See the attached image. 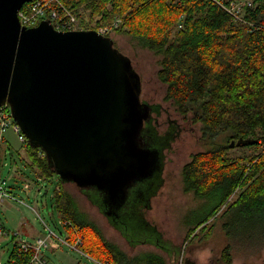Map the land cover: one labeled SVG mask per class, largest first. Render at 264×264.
Returning a JSON list of instances; mask_svg holds the SVG:
<instances>
[{
  "label": "trees",
  "instance_id": "obj_1",
  "mask_svg": "<svg viewBox=\"0 0 264 264\" xmlns=\"http://www.w3.org/2000/svg\"><path fill=\"white\" fill-rule=\"evenodd\" d=\"M60 2L77 18L80 29L98 30L118 20L112 31L115 35L136 40L156 56L157 79L166 87L165 100L175 106L180 116L199 125L204 144L181 169L183 191L202 203L216 192L223 193V203L235 193L231 209L264 214V0H250L251 6L244 8L243 22L235 21L224 9L233 0ZM21 150L25 158H20L37 184L56 178L53 204L66 239L74 241L79 233L81 244L77 243V247L83 254L108 264H166L157 255L151 257L153 261L129 258L108 242L80 213L75 199L64 190V183L46 158L39 156L40 150L28 143L21 145ZM3 153L4 150L0 152L1 167L7 156V152ZM152 182L153 192L147 185L141 186L148 198L161 186L158 178ZM88 194L87 199L101 208V195L95 190ZM146 204L149 206V202ZM216 211L193 223L186 241L204 229ZM110 222L118 228L117 223ZM120 229L125 237L127 229ZM32 256L33 250L24 251L14 243L6 264H30ZM231 259L225 248L224 263L230 264Z\"/></svg>",
  "mask_w": 264,
  "mask_h": 264
},
{
  "label": "water",
  "instance_id": "obj_2",
  "mask_svg": "<svg viewBox=\"0 0 264 264\" xmlns=\"http://www.w3.org/2000/svg\"><path fill=\"white\" fill-rule=\"evenodd\" d=\"M31 1L0 0V107L63 183L95 190L106 215H118L136 183L162 173L161 152L140 139L150 117L141 79L95 30L21 27L18 12Z\"/></svg>",
  "mask_w": 264,
  "mask_h": 264
},
{
  "label": "rangeland",
  "instance_id": "obj_3",
  "mask_svg": "<svg viewBox=\"0 0 264 264\" xmlns=\"http://www.w3.org/2000/svg\"><path fill=\"white\" fill-rule=\"evenodd\" d=\"M109 36L114 47L130 59L139 75L142 102L158 106V113L152 114L159 123L155 125L157 137L173 134L162 148L163 185L150 198L144 218H141L139 207L131 211L124 222L126 238L74 184L64 183V190L75 199L86 221L94 224L108 242L116 245L129 258L153 261L151 257L157 255L168 264H225L223 254L228 248L232 257L230 264H264L263 212L231 209L237 198L235 193L223 203L220 201L223 193L216 192L202 203L193 194L183 191L181 169L190 161L191 155L201 151L204 145L200 140L199 125L188 117L179 116L175 106L165 100L166 87L157 79V58L152 52L129 37L113 32ZM5 137L1 152L4 150L3 156L7 152V156L0 175L21 203L6 201L0 207V229L4 232L0 237V264H6L14 243H20L17 241L34 244L37 238H47L50 231L54 236L40 254L46 264H95L96 260L83 256L85 254L77 247V243L78 246L81 244L79 233L74 236V241L66 239L52 201L56 178L37 184L35 176L21 159L25 158V152L21 150L12 129L6 132ZM213 210L217 211L206 227L197 230L196 235L186 241L191 225L212 215ZM141 230L143 233H140Z\"/></svg>",
  "mask_w": 264,
  "mask_h": 264
},
{
  "label": "built area",
  "instance_id": "obj_4",
  "mask_svg": "<svg viewBox=\"0 0 264 264\" xmlns=\"http://www.w3.org/2000/svg\"><path fill=\"white\" fill-rule=\"evenodd\" d=\"M251 2H243L241 0H233L224 8L235 21L243 22V12L245 7H250ZM18 19L20 26L26 29L34 28L43 20H48L54 30L58 32H71L77 30H83L79 27V22L77 18L72 14V12L60 2V0H32L30 3H27L26 7L18 12ZM119 21H114L109 27H102L98 30H95L98 34L107 37L110 32L113 31V28L117 27ZM12 129L15 134L17 141L21 145L27 143V138L20 131L18 125L14 122L9 106L7 104L0 107V152L2 145L6 142L5 134L6 132ZM39 156H44L42 151H39ZM0 165V172H1ZM25 187H28V184H25ZM16 202L20 201L18 198L13 195L9 189L6 181L0 175V207L6 202ZM21 203V202H20ZM4 232L0 229V237L3 236ZM54 236L53 232H49L47 238H37L34 244L27 241H17L19 248L27 251L33 250V256L31 264H46L43 257L40 255L42 249L48 247V240ZM87 257L86 255H83ZM95 264H108L106 262L94 261Z\"/></svg>",
  "mask_w": 264,
  "mask_h": 264
},
{
  "label": "flooded vegetation",
  "instance_id": "obj_5",
  "mask_svg": "<svg viewBox=\"0 0 264 264\" xmlns=\"http://www.w3.org/2000/svg\"><path fill=\"white\" fill-rule=\"evenodd\" d=\"M148 105L150 106V117L143 124V129L141 132V136H140L141 138L140 139L144 145L155 147L159 150V152H161V160H162V168H163V154H162L163 149L162 148L164 147L165 143H167L170 139H172L173 134L167 133L165 135H162V138L157 137L155 125H159V123H158L157 117H154L152 114L155 112L158 113V106L154 105V104H152L153 106H151V104H148ZM156 178H158V180H160V182H161L160 188H162V185H163L162 173L159 174V177H156ZM156 178H154V180ZM142 185L143 184H141V183H136L132 187V189L130 190L129 195H128V200L125 203V205L120 209L118 215H110V216L106 215V213L108 212L109 209L105 208L102 205V203H100L101 208L97 207L93 203L92 204L94 205V207H96L99 210V212L101 214L105 215L106 217L108 216L107 218L111 219V221H113L114 223H117L118 228L116 230H118V232L121 233L120 228L127 229L126 226L124 225V222L126 221L127 217L130 215L132 209L134 210V208H135L138 210V207H139L141 210V218L145 217V210L148 209V205L146 204L147 203L146 200H148V197L144 194V191L141 187ZM154 186H155V184L153 182L149 186L147 185L148 189L149 190L151 189L150 192H153ZM160 188L157 189L155 194L152 193L150 198L152 196L156 195L157 192L160 190ZM89 190L94 191L93 189H84V190H79V191L81 193L83 191H85L84 195L86 196V198H88ZM101 200H102V196H101ZM140 203H142V204H140ZM142 208H144V210ZM121 219H123V220H121ZM115 220H119V222H116Z\"/></svg>",
  "mask_w": 264,
  "mask_h": 264
},
{
  "label": "bare ground",
  "instance_id": "obj_6",
  "mask_svg": "<svg viewBox=\"0 0 264 264\" xmlns=\"http://www.w3.org/2000/svg\"><path fill=\"white\" fill-rule=\"evenodd\" d=\"M222 8H224V7H222ZM237 22H239V21H237ZM242 139V138H241ZM255 144V143H254ZM238 146V145H237ZM242 146V145H241ZM79 240V239H78ZM29 251V250H28ZM31 264V263H30Z\"/></svg>",
  "mask_w": 264,
  "mask_h": 264
},
{
  "label": "crops",
  "instance_id": "obj_7",
  "mask_svg": "<svg viewBox=\"0 0 264 264\" xmlns=\"http://www.w3.org/2000/svg\"><path fill=\"white\" fill-rule=\"evenodd\" d=\"M8 189H9V188H8ZM51 249H54V247H52ZM166 264H168V262H167Z\"/></svg>",
  "mask_w": 264,
  "mask_h": 264
}]
</instances>
